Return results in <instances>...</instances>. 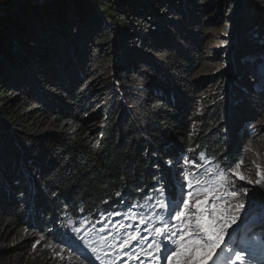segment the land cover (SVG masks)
I'll list each match as a JSON object with an SVG mask.
<instances>
[{
  "label": "trees",
  "instance_id": "1",
  "mask_svg": "<svg viewBox=\"0 0 264 264\" xmlns=\"http://www.w3.org/2000/svg\"><path fill=\"white\" fill-rule=\"evenodd\" d=\"M8 4L0 264H47L31 254L28 233L55 238L61 222L124 206L147 212L158 189H178L183 157L185 170L195 162L201 173L244 160L260 138L247 123L264 115V75L252 73L264 58V0Z\"/></svg>",
  "mask_w": 264,
  "mask_h": 264
},
{
  "label": "snow or ice",
  "instance_id": "2",
  "mask_svg": "<svg viewBox=\"0 0 264 264\" xmlns=\"http://www.w3.org/2000/svg\"><path fill=\"white\" fill-rule=\"evenodd\" d=\"M259 10L264 13V5H260ZM261 70L264 71V66ZM199 159L210 163L206 161L203 152L200 153ZM184 162L187 164L188 160L185 159ZM193 163L195 167H200L199 164ZM243 164V159L227 162L223 166L216 163L204 170L203 177L210 175V178H202L199 173L193 174L184 170L183 177L177 181L178 189L174 186L169 196L165 197L162 187L158 189L160 198L156 200L155 207L166 212V217L157 213L162 226L152 229L154 236L151 242L147 243L146 248L141 247L139 252L135 250L137 245L141 241H148L149 238L141 236L140 229L127 232L119 243L121 251L128 249L123 251V256L128 260L140 261V264H144L142 256L149 264H160L161 261L166 264H253L256 259L264 257V239L257 244L249 237L246 241H233V245L227 249L224 247L229 228L237 223V214L245 209V200L247 199L250 207L258 194L253 191L252 197H249L250 189L245 183L264 184V170H261L259 165L256 166L255 173L258 179L253 180L242 170ZM116 195L120 196V193L117 192ZM148 199L151 200L152 197L149 196ZM134 207L136 206L130 207L125 218L133 221L138 218L139 224H146L150 217L138 215L136 211L131 210ZM124 227L125 225L121 224V228ZM73 231L79 232V229ZM39 243L37 240L33 248ZM92 251L95 252V249ZM218 251L224 255L221 257ZM56 255L60 256L61 253L57 252ZM118 258L122 260V264H126L123 257ZM261 264H264V260Z\"/></svg>",
  "mask_w": 264,
  "mask_h": 264
},
{
  "label": "rangeland",
  "instance_id": "3",
  "mask_svg": "<svg viewBox=\"0 0 264 264\" xmlns=\"http://www.w3.org/2000/svg\"><path fill=\"white\" fill-rule=\"evenodd\" d=\"M9 1H13V0H0V6H5L6 4L9 3ZM9 5V4H8ZM7 6V5H6ZM252 62H250L249 64H251ZM262 66H264V58L261 59V61H258L257 64L252 67V73L254 77H261L262 75H264V71H262ZM251 74V73H250ZM257 88L259 89V86L257 85ZM247 127L251 129L250 132H255L256 136L255 138L257 139L258 137V141L256 142V144H253L252 146H248L247 149V155L246 158L244 159V164L242 165V170L244 171V173L246 175H249L253 180L258 179V177L255 175V173L257 172V165L260 166L261 170H264V115L262 116V118H254V119H250L247 123ZM259 135V136H257ZM185 157L182 158V160H180V162H182V165H180V169L176 170V174L175 176H173V181H178V178H182L183 177V173L185 170ZM241 183H245V182H241ZM245 186L248 187L250 189L249 191V197H252L253 195V191L257 192L258 194L255 196V198L253 199L252 203H254L255 207L253 208L252 206L249 207V203L247 201V199L245 200V209L249 208V213L244 212V210H242L241 212H239L238 214L241 216V219H245L246 216H248L250 213V217L257 214V211L260 210L262 207L264 206V195H260L261 193H264V184L262 185H248L245 183ZM253 208V209H252ZM247 221V219L245 221H243L242 223L238 224V226H241V229L239 230V236L241 237H247L249 234H253V235H257L259 232L262 234V238L264 239V223L260 224L261 226H257V225H248L245 222ZM121 224L125 225L124 228H121ZM139 220H136V222L133 223H127L124 221L119 222L115 228H111L109 225H103L101 228H99L98 234L96 239L94 240L93 243H91V245L89 246V250H88V257L82 256L79 251H76V257L82 259V261L85 264H93L92 262H90L91 256L94 255L92 249L95 250H101L103 254L106 255L107 258V263L111 260H113V253H116L117 256V263L116 264H122V260L119 259L118 257H124L127 261V257L123 256V251H128V249H124L123 251H121V249L119 248V243L121 242V239L123 237H125L126 233L129 231H135L136 229H139ZM259 228V231L257 230ZM79 233L84 235H92L93 233V226L92 224H86L85 222H82V226H80L79 228ZM101 229H103V231H101ZM234 227L229 228L228 232L230 233L231 231H233ZM247 233V234H246ZM140 235L144 236L140 230ZM44 237V234H40V233H35L34 231L32 232V234H27L26 237H30L31 239V244H32V249H31V254L32 255H44L45 256V260L47 262V264H83L82 262H80L77 258L74 257L75 254H72L71 251L63 245L62 242H53L52 238L48 237H44V239H41V237ZM13 238H11L9 241H12ZM39 240L40 243L36 245L35 248H33V245L36 243V241ZM88 241V240H86ZM148 241H141L137 247H136V251L139 252L140 248H146L147 247V243ZM7 245H12V244H8ZM46 245H51L50 247L46 246ZM60 252L61 255L57 256L56 253ZM96 257H99V261L101 263H105V258H103L102 256H100L99 251L95 253ZM97 259V258H96ZM142 260H144V263L149 264V261L145 259V257H141ZM115 261V260H114ZM125 261V260H123ZM131 262L133 264H140V261H135V260H131Z\"/></svg>",
  "mask_w": 264,
  "mask_h": 264
},
{
  "label": "water",
  "instance_id": "4",
  "mask_svg": "<svg viewBox=\"0 0 264 264\" xmlns=\"http://www.w3.org/2000/svg\"><path fill=\"white\" fill-rule=\"evenodd\" d=\"M22 2V1H21Z\"/></svg>",
  "mask_w": 264,
  "mask_h": 264
}]
</instances>
